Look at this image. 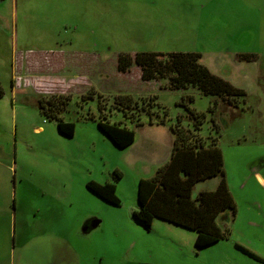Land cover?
<instances>
[{"label": "rangeland", "instance_id": "374dc122", "mask_svg": "<svg viewBox=\"0 0 264 264\" xmlns=\"http://www.w3.org/2000/svg\"><path fill=\"white\" fill-rule=\"evenodd\" d=\"M142 52L195 54L241 94L177 83L162 57L146 76L135 62ZM121 55L130 57L122 69ZM0 86V264H68L69 240L94 219L101 226L85 236L97 253L83 264H126L131 243V256L149 253L151 233L131 209L150 164L117 148L99 121L134 130L139 147L170 146L173 126L215 141L236 212L216 220L229 232L226 249L189 264H261L237 247L264 260V0H0ZM40 104L74 123L73 136ZM184 106L205 115L198 130ZM219 180L197 183L192 197ZM92 181L114 184L120 205L90 192Z\"/></svg>", "mask_w": 264, "mask_h": 264}, {"label": "trees", "instance_id": "16d2710c", "mask_svg": "<svg viewBox=\"0 0 264 264\" xmlns=\"http://www.w3.org/2000/svg\"><path fill=\"white\" fill-rule=\"evenodd\" d=\"M165 58L176 72L177 83L195 84L208 95L233 97L241 91L229 83L210 73L204 66L197 63V56L191 53L174 52L166 57L156 53H136L135 62L141 67L142 74L151 76L160 61ZM128 55H121L119 67L124 68L130 61ZM4 92L0 86V99ZM120 106L131 108L130 97H118ZM40 109L49 119L56 120L58 131L67 137H72L75 125L72 122L59 120L56 115H48L42 104ZM100 109V108H99ZM185 111L194 120L193 127L198 130L205 115L184 106ZM212 111V109H211ZM176 121H180L177 117ZM99 130L120 149L133 144L135 131L108 121L97 122ZM174 135L171 157L168 162L159 167L155 174L147 179H140L137 186V210L132 212L133 218L147 230L151 229L155 219L163 220L176 226L196 232L195 247L203 249L220 240L228 238V230H222L217 224L219 214L229 210L235 215L236 205L228 189L223 170L222 152L215 141L205 145L190 131L170 127ZM220 177L213 191H201L195 198L192 191L197 183ZM113 178H122L118 171L113 172ZM115 180V181H116ZM86 188L101 200L113 206L120 205V199L112 183L98 184L88 182ZM249 255V251L238 247ZM258 259V258H257Z\"/></svg>", "mask_w": 264, "mask_h": 264}, {"label": "crops", "instance_id": "0c3cea01", "mask_svg": "<svg viewBox=\"0 0 264 264\" xmlns=\"http://www.w3.org/2000/svg\"><path fill=\"white\" fill-rule=\"evenodd\" d=\"M136 134V133H135ZM174 137V135H173ZM137 137L135 135V140L130 148L132 152L135 154L133 161L135 162H147L150 164V168L148 169V175L145 178H138V182L140 179H147L152 177L157 169L164 165L169 161L171 157L173 140H171L170 146L162 147L152 142H145L143 140L142 145H137ZM117 171V170H116ZM122 175V174H121ZM123 176V175H122ZM217 185V184H216ZM214 186V189L216 188ZM213 189V190H214ZM210 189H206L205 191H213ZM137 210V208H136ZM131 211H135L131 209ZM220 215V214H219ZM133 217V216H132ZM219 217V216H218ZM159 221V224L156 223ZM100 221L94 219V221L87 227L83 229L84 232H80L78 242L74 239L69 240V244L66 251V259L68 264H83L82 259L87 261L91 260L92 254L95 256L97 253L92 249V245L90 241H87L86 233L91 231L92 229L99 228ZM171 223L155 219L152 223L151 229L147 230V234L151 233V244L149 245L150 250L146 255L144 250L141 249L139 253V257H133L130 254V251L135 249V244L131 243L128 248V253L124 254L125 263L126 264H189L192 261H196L200 256L211 257L212 255H218L215 251L211 255V251L215 246H223L221 249H226L225 245H222L220 242L224 240H220L212 245H209L203 249H197L195 247V239L196 232L192 230H188L182 227H175L173 225H169ZM92 226H95L91 229ZM145 228V227H144ZM102 231V230H101ZM104 233V231H102ZM143 235V234H142ZM189 236L190 242L194 241V247L187 248V244L184 242V237ZM85 236V237H84ZM227 240V239H225ZM245 256H248L250 259H255L261 264H264V260L260 258H255L248 253L244 252L240 248L237 247ZM204 252H208L207 255ZM83 257H81V256Z\"/></svg>", "mask_w": 264, "mask_h": 264}, {"label": "water", "instance_id": "95a60500", "mask_svg": "<svg viewBox=\"0 0 264 264\" xmlns=\"http://www.w3.org/2000/svg\"><path fill=\"white\" fill-rule=\"evenodd\" d=\"M94 227H95V226H92L91 229L94 228Z\"/></svg>", "mask_w": 264, "mask_h": 264}]
</instances>
